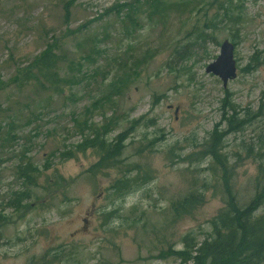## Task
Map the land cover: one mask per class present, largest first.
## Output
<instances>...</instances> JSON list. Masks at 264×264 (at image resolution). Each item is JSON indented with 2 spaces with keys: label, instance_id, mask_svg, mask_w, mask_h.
Here are the masks:
<instances>
[{
  "label": "rangeland",
  "instance_id": "rangeland-1",
  "mask_svg": "<svg viewBox=\"0 0 264 264\" xmlns=\"http://www.w3.org/2000/svg\"><path fill=\"white\" fill-rule=\"evenodd\" d=\"M156 1L0 0V264H180L173 251L211 235L224 206L205 144L231 105L245 121L222 153L240 202L264 180V0H164L162 14ZM226 39L238 76L224 88L206 68ZM47 49L56 75L35 65ZM103 125L107 141L127 138L117 166L93 175L101 153L81 145ZM28 163L42 176L14 201ZM191 190L204 200L175 215Z\"/></svg>",
  "mask_w": 264,
  "mask_h": 264
},
{
  "label": "trees",
  "instance_id": "trees-1",
  "mask_svg": "<svg viewBox=\"0 0 264 264\" xmlns=\"http://www.w3.org/2000/svg\"><path fill=\"white\" fill-rule=\"evenodd\" d=\"M163 2L168 5L167 1L157 0L151 9L152 13L162 14L157 9ZM227 3L229 4V1ZM138 9L136 5H133L127 12L130 25L134 27L138 25L139 18L142 16ZM225 15L231 20L234 16L232 10L227 11ZM49 53L48 49L40 53L35 65L40 72L45 71L49 74L48 76L56 75L59 62ZM230 111L232 114L229 111L223 113V121L227 122L226 129L223 131L215 127L205 144L206 155L214 158L216 162V165L211 166L213 173L216 175L219 167L222 171V185L226 194L224 206L210 221L213 231L211 235L202 242H197L195 237L187 235L183 241L184 249L173 251L172 254L180 260V264H264V211H261L264 207V180L258 177L254 193L245 204H242L230 182L231 167L222 153V144L223 138L230 132L240 130L245 120L235 118L238 114L235 106L231 105ZM108 128V125H103L102 128L96 129L93 139L86 140L85 144L81 145L97 148L101 153L99 162L90 170L93 175H97L105 168L117 166L124 152L127 131L120 133L115 142H109L103 138ZM31 170L33 167L30 163L21 169L20 175L24 178L25 188L22 192L16 193L14 201L33 198L30 189L36 186L37 179L41 178L42 169L35 168L39 171L38 176L31 173ZM53 177L55 178L54 175ZM59 179L60 177L54 179L57 185ZM130 182L131 179L122 178L113 185L114 192L119 198H124L125 194L131 190L132 187L128 185ZM49 184L54 186L52 181H49ZM203 200V193L191 190L188 195L172 204V211L175 215L190 214Z\"/></svg>",
  "mask_w": 264,
  "mask_h": 264
},
{
  "label": "water",
  "instance_id": "water-1",
  "mask_svg": "<svg viewBox=\"0 0 264 264\" xmlns=\"http://www.w3.org/2000/svg\"><path fill=\"white\" fill-rule=\"evenodd\" d=\"M235 45L230 40L226 39L221 44V52L217 59L210 63L206 71L218 76L224 88L227 87L230 80L238 76V66L234 57Z\"/></svg>",
  "mask_w": 264,
  "mask_h": 264
}]
</instances>
